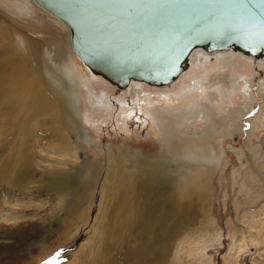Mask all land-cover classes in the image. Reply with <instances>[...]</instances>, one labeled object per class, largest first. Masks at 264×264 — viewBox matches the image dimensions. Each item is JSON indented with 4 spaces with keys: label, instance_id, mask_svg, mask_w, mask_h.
Returning a JSON list of instances; mask_svg holds the SVG:
<instances>
[{
    "label": "bare ground",
    "instance_id": "6f19581e",
    "mask_svg": "<svg viewBox=\"0 0 264 264\" xmlns=\"http://www.w3.org/2000/svg\"><path fill=\"white\" fill-rule=\"evenodd\" d=\"M22 3L19 18L0 13V35L15 34L13 41L1 42L0 129H10L4 137L14 150L37 141L36 134L43 136L46 131L55 141L59 140L58 145L66 144L67 126L75 125L78 130L82 127L72 110L80 107L68 96L71 90L62 82L59 87L50 77L59 80L52 64L57 67L56 63L64 57L68 41L72 45L71 31L68 26L62 28L65 22L59 17L61 27L55 29L60 28L61 33L49 30L50 22L40 12L46 8L35 0ZM48 45L55 46V53ZM237 55L253 61L256 69L241 72ZM71 65L75 67L73 62ZM87 69L94 82L103 78L112 86L96 91L77 74V86L88 103L81 110L87 122L118 124L126 132L152 125L160 135L156 151L161 155L155 158L145 147H117V154L108 156L111 161L105 167L104 182L97 188L100 192L92 185L90 201L83 198L87 188L70 177L66 186H75L78 195L67 202V209L74 214L66 222L73 225L77 217H85L84 224H88L85 214L95 205L99 213L96 211L91 226L92 241L79 254H88L96 247L95 255L87 261L76 256L67 264H164L174 232L171 228L181 226L192 204L203 207V202H208L207 183L212 167L220 159L216 139L240 125L257 97L264 106V57L235 49L208 52L197 48L189 57L188 68L165 85L132 80L128 86L119 87L88 66ZM48 72L52 75L48 76ZM237 92L248 101L246 107L236 104ZM75 158L79 162L77 155ZM168 165L169 169L175 167L185 181H169L173 177L167 172ZM5 170L2 164L0 173ZM64 197H60V202L65 203ZM122 228L126 230L118 241L109 242L107 236ZM98 230H102V239L95 235ZM62 232H66L64 227Z\"/></svg>",
    "mask_w": 264,
    "mask_h": 264
},
{
    "label": "rangeland",
    "instance_id": "374dc122",
    "mask_svg": "<svg viewBox=\"0 0 264 264\" xmlns=\"http://www.w3.org/2000/svg\"><path fill=\"white\" fill-rule=\"evenodd\" d=\"M21 8L22 0H0V13L9 17H21ZM45 11L40 10L50 22L49 30L61 33L60 28L55 29L61 27L58 17L47 9ZM66 27L64 23L62 28ZM14 35H0V50L1 42L13 41ZM48 47L55 53L54 45ZM43 54L46 56L45 50ZM236 59L243 73L256 69L253 61L245 56L237 55ZM56 64L57 67L53 64L52 67L58 71L59 80L54 76L50 78L56 85L62 82L71 90L68 96L80 110L70 109L74 117L80 119L82 127L78 130L75 125L67 126L66 144L62 145H58L59 140L50 137L48 131L44 134L40 131L43 136L36 134L37 141L21 147V150H14V145L4 137L10 129H0V167L2 164L6 166V170L0 173V264H45L54 256L58 264L72 263L76 256L81 261L92 258L96 247L88 254H79L92 241L94 232L91 226L98 205L85 214L89 217L88 224H84L85 217H77L73 225L68 224L66 221L74 212L67 209L70 206L67 202L78 195L75 186H66L70 177L87 188L83 198L90 201L92 185L96 192H100L97 188L104 182L105 167L111 161L108 156L117 154V147L126 149L129 146V150L136 149L135 146L145 147L155 158L161 155L156 151L160 135L152 125L126 132L118 124L87 122L81 110H85L88 103L84 102L77 86V74L96 91L101 87L112 89V86L102 77L97 83L92 80L87 65L69 41L64 57ZM49 75L52 74L48 72ZM234 95L236 104L247 106L244 97L238 92ZM253 102L255 106L244 115L240 125L216 139L220 159L219 164L212 167L211 179L207 183L208 202H203V207L192 204L187 215L183 216L181 226L171 228L174 232L165 251L164 264H264V106L261 98L257 97ZM64 127L62 124V129ZM136 151L134 153L138 155ZM75 155L79 162H75ZM169 166L167 172L173 178L168 180L184 182V178L177 175L176 168L169 169ZM61 196H65V203L60 202ZM125 230L111 232L108 241L117 242ZM95 235L98 239L104 237L102 230L96 231ZM251 247L254 250H250Z\"/></svg>",
    "mask_w": 264,
    "mask_h": 264
},
{
    "label": "water",
    "instance_id": "95a60500",
    "mask_svg": "<svg viewBox=\"0 0 264 264\" xmlns=\"http://www.w3.org/2000/svg\"><path fill=\"white\" fill-rule=\"evenodd\" d=\"M35 1L66 23L82 61L119 87L169 84L197 48L264 57L261 0Z\"/></svg>",
    "mask_w": 264,
    "mask_h": 264
},
{
    "label": "snow or ice",
    "instance_id": "6c2138e0",
    "mask_svg": "<svg viewBox=\"0 0 264 264\" xmlns=\"http://www.w3.org/2000/svg\"><path fill=\"white\" fill-rule=\"evenodd\" d=\"M128 2H134V0H128ZM262 3H264V0H261ZM261 20L264 21V9L261 10ZM58 255V254H57ZM45 264H58L56 257H52L50 260L45 261Z\"/></svg>",
    "mask_w": 264,
    "mask_h": 264
}]
</instances>
